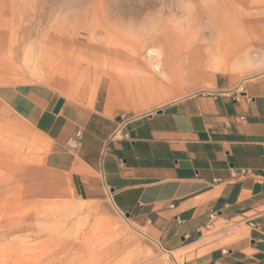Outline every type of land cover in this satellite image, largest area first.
I'll use <instances>...</instances> for the list:
<instances>
[{"label": "rangeland", "instance_id": "obj_1", "mask_svg": "<svg viewBox=\"0 0 264 264\" xmlns=\"http://www.w3.org/2000/svg\"><path fill=\"white\" fill-rule=\"evenodd\" d=\"M185 2L187 10L176 0H0V85L43 84L87 106L112 91L109 106L131 116L201 90L220 72H264L231 70L264 50V0ZM162 5L161 34L138 38L135 29ZM185 15L187 31L176 34L172 24ZM40 153L0 105V264H174L106 204L76 201L65 178L34 169Z\"/></svg>", "mask_w": 264, "mask_h": 264}, {"label": "crops", "instance_id": "obj_2", "mask_svg": "<svg viewBox=\"0 0 264 264\" xmlns=\"http://www.w3.org/2000/svg\"><path fill=\"white\" fill-rule=\"evenodd\" d=\"M0 105L42 150L34 169L76 201L106 204L181 264H264V72H220L131 116L107 94L87 106L43 84L0 85Z\"/></svg>", "mask_w": 264, "mask_h": 264}, {"label": "clouds", "instance_id": "obj_3", "mask_svg": "<svg viewBox=\"0 0 264 264\" xmlns=\"http://www.w3.org/2000/svg\"><path fill=\"white\" fill-rule=\"evenodd\" d=\"M180 9L187 10L190 5L185 0H176ZM164 7L157 9L154 13L145 17L143 23H141L135 32L140 39H151L162 32V19H163ZM188 18L187 16H177L172 24L171 30L176 34H184L187 31ZM231 70L237 74H244L249 71L264 70V50H260V54L252 59L249 56H245L242 59L237 60L232 65Z\"/></svg>", "mask_w": 264, "mask_h": 264}, {"label": "bare ground", "instance_id": "obj_4", "mask_svg": "<svg viewBox=\"0 0 264 264\" xmlns=\"http://www.w3.org/2000/svg\"><path fill=\"white\" fill-rule=\"evenodd\" d=\"M129 29V28H128ZM127 34H129V36H130V33H127ZM127 34H126V36H127ZM123 35H125V34H123ZM129 36H127V37H129ZM152 52H148L147 54L148 55H150ZM153 66H154V69H155V72H158V73H160V68H159V65H158V63H153ZM125 86V84L124 83H115V85H114V91H119L120 92V90L119 89H121L122 87H124ZM113 90V89H112ZM118 96V93H113L112 91L110 92V93H107V98L108 97H113V96ZM93 97V96H92ZM112 205V204H111ZM124 223H126V222H124ZM129 225V224H128ZM130 227L132 228V226L130 225ZM134 229V228H133ZM135 231H137L136 229H135ZM139 234H141V235H143L144 237H146V235H144L142 232H139V231H137ZM147 239H148V237H146ZM172 257H173V259H174V261L175 262H177L176 261V259H175V257H174V255L173 254H171V253H169ZM178 264V263H177Z\"/></svg>", "mask_w": 264, "mask_h": 264}, {"label": "built area", "instance_id": "obj_5", "mask_svg": "<svg viewBox=\"0 0 264 264\" xmlns=\"http://www.w3.org/2000/svg\"><path fill=\"white\" fill-rule=\"evenodd\" d=\"M78 140H79L78 135H76V137L74 139H70L68 141L69 148L72 149V150L76 149L77 146H78V142H79ZM248 224H249V226H252L250 223H248ZM162 252L167 253L172 258L174 264H177V262L174 261L173 257L168 252H166L164 250H162Z\"/></svg>", "mask_w": 264, "mask_h": 264}, {"label": "water", "instance_id": "obj_6", "mask_svg": "<svg viewBox=\"0 0 264 264\" xmlns=\"http://www.w3.org/2000/svg\"><path fill=\"white\" fill-rule=\"evenodd\" d=\"M63 102L64 101L61 98L57 100L56 105H55V107H54V109L52 111L53 114H57L58 113V111L60 110ZM125 216L128 217V215H125Z\"/></svg>", "mask_w": 264, "mask_h": 264}]
</instances>
